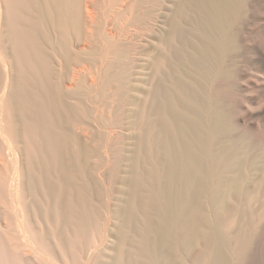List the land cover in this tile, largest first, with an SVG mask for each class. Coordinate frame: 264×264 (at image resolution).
I'll return each mask as SVG.
<instances>
[{
	"label": "bare ground",
	"instance_id": "obj_1",
	"mask_svg": "<svg viewBox=\"0 0 264 264\" xmlns=\"http://www.w3.org/2000/svg\"><path fill=\"white\" fill-rule=\"evenodd\" d=\"M4 152L0 264H264V0H0Z\"/></svg>",
	"mask_w": 264,
	"mask_h": 264
},
{
	"label": "rangeland",
	"instance_id": "obj_2",
	"mask_svg": "<svg viewBox=\"0 0 264 264\" xmlns=\"http://www.w3.org/2000/svg\"><path fill=\"white\" fill-rule=\"evenodd\" d=\"M0 164H1L0 165V169L1 170L5 171V168L7 167L6 170L8 172H11V165H10V162H9V156H8L7 152H4L3 156L0 158Z\"/></svg>",
	"mask_w": 264,
	"mask_h": 264
}]
</instances>
